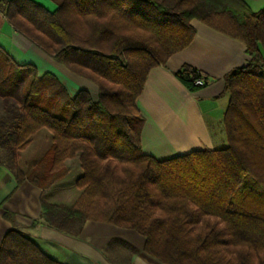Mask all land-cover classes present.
Returning a JSON list of instances; mask_svg holds the SVG:
<instances>
[{"label": "trees", "instance_id": "obj_1", "mask_svg": "<svg viewBox=\"0 0 264 264\" xmlns=\"http://www.w3.org/2000/svg\"><path fill=\"white\" fill-rule=\"evenodd\" d=\"M0 0L13 28L98 87L74 97L52 74L19 65L0 46V166L20 186L46 191L78 158L73 206L41 200L44 223L80 236L87 222L132 230L163 264H264V10L245 0ZM197 21L241 42L250 58L224 78L227 147L159 161L145 155L137 108L150 72L188 48ZM191 93L212 80L191 66L177 74ZM202 80L203 84H196ZM41 132L50 146L25 174L21 153ZM12 224L0 264H63Z\"/></svg>", "mask_w": 264, "mask_h": 264}, {"label": "crops", "instance_id": "obj_2", "mask_svg": "<svg viewBox=\"0 0 264 264\" xmlns=\"http://www.w3.org/2000/svg\"><path fill=\"white\" fill-rule=\"evenodd\" d=\"M54 12L51 0H32ZM196 37L185 50L173 55L164 66L153 69L146 81L137 108L145 119L142 150L159 161L173 159L193 151L227 147L222 120L229 98L222 97L224 78L249 63L246 47L239 41L194 21ZM0 46L19 65L36 67L40 76L53 74L74 97L86 90L97 98L98 87L80 77L46 54L27 37L17 32L0 11ZM191 66L212 82L191 93L176 74ZM50 146V135L41 132L21 155L24 162L36 164ZM23 160V161H22ZM26 161V160H25ZM68 175L51 189L42 191L25 181L20 186L13 173L0 166V245L12 224L4 217L11 213L19 229L48 256L63 264H163L144 251L145 240L133 232L112 225L87 222L80 236H72L44 223L33 226L41 214V200L73 206L81 196L76 181L82 176L79 159L69 160Z\"/></svg>", "mask_w": 264, "mask_h": 264}, {"label": "rangeland", "instance_id": "obj_3", "mask_svg": "<svg viewBox=\"0 0 264 264\" xmlns=\"http://www.w3.org/2000/svg\"><path fill=\"white\" fill-rule=\"evenodd\" d=\"M246 1V3L249 5V7L253 10V11H260V10H264V0H245ZM48 74H50V73H48ZM53 75V74H52ZM26 151V150H25ZM23 153V152H22ZM22 153H21V155H22ZM27 157H32V152L30 151V153H28L27 155H26ZM24 158V162H20V161H18V167H19V169H21L25 174H28L31 170H32V168H33V166L34 165H32V164H29L28 162L29 161H27L29 158ZM20 158H21V156H20ZM20 160V159H19ZM26 160V161H25ZM23 161V160H22ZM80 178V177H79ZM78 178V179H79ZM78 179H77V181H78ZM77 181H76V184H77ZM77 187V186H76ZM52 188V187H51ZM50 188V189H51ZM49 190V189H48ZM79 190V189H78ZM47 191V190H46ZM79 191H81V190H79ZM82 192V191H81ZM81 195H82V193H81ZM81 197V196H80ZM79 197V198H80ZM79 198H78V200H79ZM77 200V201H78ZM49 203V202H48ZM76 204V203H75ZM116 227V226H115ZM125 230H127V229H125ZM127 231H130V232H133V233H135L136 235H138V236H140V237H142L141 235H139L137 232H135V231H132V230H127ZM144 240H145V238L144 237H142ZM145 242V244H146V240L144 241ZM145 244H144V250H145Z\"/></svg>", "mask_w": 264, "mask_h": 264}, {"label": "built area", "instance_id": "obj_4", "mask_svg": "<svg viewBox=\"0 0 264 264\" xmlns=\"http://www.w3.org/2000/svg\"><path fill=\"white\" fill-rule=\"evenodd\" d=\"M196 84L202 85V84H203V81H202V80H198V81L196 82Z\"/></svg>", "mask_w": 264, "mask_h": 264}]
</instances>
